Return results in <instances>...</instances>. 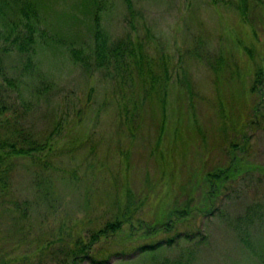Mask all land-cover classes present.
<instances>
[{
    "label": "rangeland",
    "instance_id": "374dc122",
    "mask_svg": "<svg viewBox=\"0 0 264 264\" xmlns=\"http://www.w3.org/2000/svg\"><path fill=\"white\" fill-rule=\"evenodd\" d=\"M32 1L41 30L34 65L25 68L12 46L7 73L17 123L51 143L13 167L0 200V264H71L81 242L108 260L80 264H264V114L251 107L247 46L255 35L240 22L237 0H129L133 13L128 0ZM261 2L249 0L247 10L263 40ZM96 14L111 38H144L163 78L164 64V110L155 98L145 100L125 121L118 106L131 110L133 97L141 99L137 82L72 59L69 46L91 41ZM206 59L222 62L219 80ZM259 102L263 112L264 98ZM229 145L252 166L230 170L208 210L201 175L227 167ZM126 186L137 198L132 234L123 224L91 243V231L113 217L114 198L123 201ZM156 241L154 251L132 252Z\"/></svg>",
    "mask_w": 264,
    "mask_h": 264
},
{
    "label": "trees",
    "instance_id": "16d2710c",
    "mask_svg": "<svg viewBox=\"0 0 264 264\" xmlns=\"http://www.w3.org/2000/svg\"><path fill=\"white\" fill-rule=\"evenodd\" d=\"M8 3H10L8 0H0V38H3L2 44L0 43V200L4 199V197L9 194L10 183L14 176L13 167L16 163L22 158L33 157L36 154L35 151L43 150L45 146L51 143V139L48 136L44 138L42 136L38 137L31 129H29V127H24L22 125L24 123H17L16 120L18 119L13 115L17 112V108L13 99L12 86L15 85V83L13 84V75H8L7 73L9 65L7 59L10 53H8V51H11V47L13 46L18 53L23 56V66L25 68L30 65L33 66L36 38L39 36L41 30L38 24V11L32 0H24L23 2L14 5H9ZM235 5L239 13L240 22L244 21L249 23L252 32L255 35L254 39L251 40V45L247 46V51L249 52L253 64V75L250 80L249 89H247L251 101L252 98L254 99V101L251 102V107L253 105L254 113L257 115L264 114V110L262 112L261 108H259V100L264 98V91L262 89L264 85V39H260V34L256 29L257 27L254 20L250 17V13L247 10L250 6L249 0H237ZM127 8L130 13L134 12V8L129 0ZM259 8L261 12L263 11L260 17L262 25L261 29L263 30L264 2H261ZM16 15H19V17H16ZM91 31L92 36L90 42L88 41L82 47L74 45L69 46L68 49L72 59L82 63L85 67L90 64L93 65L92 67L100 71L103 69L105 70L104 74H109V69L111 67L117 71L115 75H119L118 77L121 78H128L134 83L137 82L138 88L142 90L140 96L141 99L133 97L132 104L135 105H132L131 110L124 106H118L120 116L122 117V115H124L125 121L130 122L134 118L133 115H137L136 112L139 109V105H142L145 100L152 102L154 98L159 101L161 108L164 110L166 103V90L169 85L166 81L167 70L164 64H162L160 71L164 74V78L162 75L157 74L153 61L148 56L146 44L144 42L145 39L135 38L133 40L129 34L111 38L100 24L97 14L93 17ZM197 45L198 44H193L192 48H190L193 54L199 51ZM257 55L259 58H257ZM207 61L210 62V65L216 68V80H219V70L222 68L219 64L222 62L218 59L213 61L209 59ZM233 71L234 70L227 72L228 74H226V76H233ZM238 73L241 75L240 71H238ZM114 77L111 76V78ZM185 79L182 78V81L184 80V84L190 88L189 80ZM43 88L46 89L47 86H44ZM234 148V145L232 147L229 145L228 152L230 153V160L227 167L216 166L213 169L204 171L201 175L205 184H207L210 189L209 196L204 198L206 199L205 204L208 210H210L213 203V197L215 196V193L218 192L221 181L225 176L230 174V170L237 169L239 165L241 166V169L244 170L252 166L245 165L243 160L240 158L238 159ZM235 165H237V167H235ZM125 192L126 195L123 201H121L119 197L114 198L113 217L105 220L103 225L91 231L89 235L91 243L99 237H106L115 233L122 228L123 224L128 225L130 233L132 234L133 228H131L130 222L133 220V208L137 209L135 202V199L137 198L130 187L126 186ZM186 208L183 207V210L185 211ZM5 210L10 211L8 208H1L2 212ZM79 237L80 235L76 236L77 242L80 241ZM172 240V238H167L166 241L171 243ZM90 242L88 244H90ZM156 244H158L157 241L145 243L139 245L136 250L132 252H139L144 248L147 249L152 247L153 249L147 252L154 251V246ZM85 245L84 242H81V244H78V246L76 245V248L71 251V264H80L85 259L97 263L107 262L108 257L101 259L94 257L93 254L89 253V250Z\"/></svg>",
    "mask_w": 264,
    "mask_h": 264
}]
</instances>
